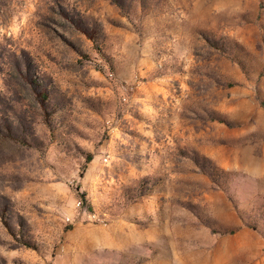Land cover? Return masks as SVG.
Masks as SVG:
<instances>
[{
    "label": "rangeland",
    "instance_id": "obj_1",
    "mask_svg": "<svg viewBox=\"0 0 264 264\" xmlns=\"http://www.w3.org/2000/svg\"><path fill=\"white\" fill-rule=\"evenodd\" d=\"M0 264H264V0H0Z\"/></svg>",
    "mask_w": 264,
    "mask_h": 264
},
{
    "label": "built area",
    "instance_id": "obj_2",
    "mask_svg": "<svg viewBox=\"0 0 264 264\" xmlns=\"http://www.w3.org/2000/svg\"><path fill=\"white\" fill-rule=\"evenodd\" d=\"M79 205H80V203L77 204V206H79ZM68 220H69V219H67V221H68Z\"/></svg>",
    "mask_w": 264,
    "mask_h": 264
}]
</instances>
